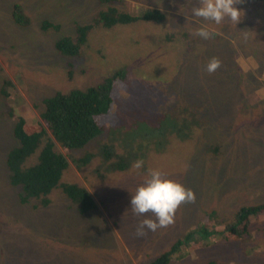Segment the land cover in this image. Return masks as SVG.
<instances>
[{
    "label": "rangeland",
    "instance_id": "374dc122",
    "mask_svg": "<svg viewBox=\"0 0 264 264\" xmlns=\"http://www.w3.org/2000/svg\"><path fill=\"white\" fill-rule=\"evenodd\" d=\"M14 5L21 6L29 25L14 21ZM136 6L165 14L174 31L184 33L181 41L189 49L180 44L150 49L139 66L128 64L144 72L116 89V102L102 118L105 132L79 150L66 152L55 143L69 161L61 181L84 187L96 208L80 213L58 189L46 207L37 199L22 204L6 167L17 119L22 114L30 125L41 122L45 98L96 86L124 66L128 46L145 22L108 29L96 25L83 54L74 57L59 54L56 42L74 39L77 26L93 23L109 7L121 12ZM198 6L199 0H0V264H149L190 230L204 226L222 233L239 209L264 202V4L237 0L241 22L225 17L220 24L193 17ZM45 21L51 24L48 30H43ZM201 26L214 35H194ZM212 58L220 66L208 73ZM149 68L165 74L159 78H166L162 86ZM230 75L237 78L233 94ZM183 105L196 112L194 119L174 123L166 118ZM133 120L141 131L157 128L154 140L133 145L127 131L122 147L116 135V153L131 163L125 171H108L98 146L113 138L112 128L124 132ZM174 126L178 136L164 139L159 131ZM89 152L94 153L91 162L78 169L73 160ZM137 160L144 162L140 169L134 168ZM151 170L192 190L195 199L177 208L172 224L138 236L141 222L154 217L134 213L130 199ZM249 230L244 240L211 236L204 245L192 242L169 264H264V215L253 219Z\"/></svg>",
    "mask_w": 264,
    "mask_h": 264
},
{
    "label": "trees",
    "instance_id": "16d2710c",
    "mask_svg": "<svg viewBox=\"0 0 264 264\" xmlns=\"http://www.w3.org/2000/svg\"><path fill=\"white\" fill-rule=\"evenodd\" d=\"M100 1L107 2L109 0ZM254 2L264 4V0H254ZM12 17L21 27L27 26L31 22L19 5L13 6ZM229 20L228 22H235L230 18ZM238 21L241 22V20ZM137 22H145L142 23L144 27L136 40L128 46L126 59L129 61L124 66L112 71L96 86L74 89L67 93L56 92L45 98L42 101L41 122L30 125L22 114L15 122L12 130L14 143L7 153L6 167L9 172L10 184L20 188L19 199L22 204L28 203L31 199H37L41 206L46 207L50 203L49 195L58 189L67 196L73 205L77 206L80 213H86L96 208V201L84 187L75 182L61 181L69 161L65 155L56 151L55 143L69 152L83 149L94 141L105 132L102 118L109 112L111 105L116 102V89L120 87V84L128 83L129 77L135 75L136 79L140 77L141 72H144L137 67H127V65L136 64L139 66L138 63H142L145 54L150 49L163 48L164 50L169 46L174 49L178 48L179 44L184 45V49H189L190 44L188 42L183 44L184 33L180 30H178L179 33L175 32L173 25L165 18V14L155 8L142 6L121 12L109 7L96 16L94 24L77 26L74 39L64 37L55 44L56 50L63 56L82 55L81 47L86 43L87 35L94 26L99 25L108 29L116 25L129 27ZM50 26L51 24L45 21L43 30H48ZM169 54L171 53L169 52ZM262 56L264 58V53L261 58ZM167 65L166 62L165 69ZM149 70L153 72L154 78L157 80L165 75L156 68H149ZM165 79H159L157 83L159 82L162 86L166 82ZM233 79L237 78L232 75L227 77L230 94L235 93ZM7 84V81L3 83V94H6ZM195 113L183 105L178 109V112L169 113L166 118L173 122L174 120L175 122L188 121L194 119ZM137 124L133 120L124 132H118L116 127L112 128L110 135L113 134V138L108 143L98 146L99 155L105 159L103 162L108 171H125L131 163L124 153H116V135L120 136L121 145L123 133L127 131V139L133 145L137 142L148 143L154 140L151 135L157 128H152L149 125L146 130L141 131ZM175 127L164 128L163 134L162 131L159 132L164 135V139L169 138L172 134L178 136ZM155 135L157 136L158 133ZM34 156L35 160L31 162L30 160ZM93 157L94 153L89 152L81 158L73 160V163L81 170L82 166L88 165ZM262 215H264V202L242 207L226 222L222 233L199 226L187 232L169 250L160 254L149 264H169L174 255L182 252L183 249H189L192 242L204 245L211 236L224 237L227 240H244L249 236L252 220Z\"/></svg>",
    "mask_w": 264,
    "mask_h": 264
},
{
    "label": "clouds",
    "instance_id": "9594fccd",
    "mask_svg": "<svg viewBox=\"0 0 264 264\" xmlns=\"http://www.w3.org/2000/svg\"><path fill=\"white\" fill-rule=\"evenodd\" d=\"M237 0H199V6L192 9L193 17L220 24L225 17L238 21L241 11L235 6ZM194 35L209 39L213 32L207 26L197 28ZM220 61L212 58L206 65V71L212 73L218 69ZM143 160H137L135 169L143 167ZM195 194L183 185L166 179L159 170H151L149 177L131 195L130 208L138 215L151 213L154 219L145 218L137 229V235H145V229L155 232L174 222L177 208L185 201H193Z\"/></svg>",
    "mask_w": 264,
    "mask_h": 264
}]
</instances>
